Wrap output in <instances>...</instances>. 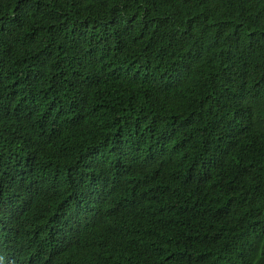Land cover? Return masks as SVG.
<instances>
[{"label":"trees","instance_id":"trees-1","mask_svg":"<svg viewBox=\"0 0 264 264\" xmlns=\"http://www.w3.org/2000/svg\"><path fill=\"white\" fill-rule=\"evenodd\" d=\"M0 264H264V0H0Z\"/></svg>","mask_w":264,"mask_h":264}]
</instances>
